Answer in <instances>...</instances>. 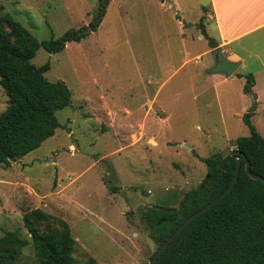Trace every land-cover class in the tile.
Masks as SVG:
<instances>
[{"label": "rangeland", "instance_id": "obj_1", "mask_svg": "<svg viewBox=\"0 0 264 264\" xmlns=\"http://www.w3.org/2000/svg\"><path fill=\"white\" fill-rule=\"evenodd\" d=\"M101 4L0 0V14L40 42L87 25ZM203 5L207 0H107L95 31L59 52L38 48L31 63H49L44 76L64 81L70 104L56 111L51 137L0 165V236L28 238L23 215L39 208L67 222L72 264H146L158 243L145 212L177 208L206 177L202 158L228 155L237 137L249 135L242 109L254 111L255 103L239 74L256 81L252 96L260 102L251 122L264 137V70L254 74L264 68V41H244L243 66L218 80L201 53L210 49L200 37L199 23H211ZM6 105L0 86V112ZM15 264H38L30 242Z\"/></svg>", "mask_w": 264, "mask_h": 264}, {"label": "trees", "instance_id": "obj_2", "mask_svg": "<svg viewBox=\"0 0 264 264\" xmlns=\"http://www.w3.org/2000/svg\"><path fill=\"white\" fill-rule=\"evenodd\" d=\"M103 14L99 10L87 25L40 42L13 16L0 14V86L7 95V105L0 112V165L9 166L51 137L59 126L56 111L70 104L71 92L64 81H49L44 76L49 63H31L38 48L49 53L63 50L67 42L80 41L95 31ZM244 78L243 91L252 95V73ZM252 115L253 110L242 115L249 135L237 137L230 154L202 158L206 177L184 194L177 208L157 206L145 212L157 249L189 215L227 188L236 158L244 156L250 171L264 178V137L252 124ZM244 164L232 189L192 219L154 264H264V183L251 178ZM43 223L48 226L40 229ZM23 224L28 238L14 231L0 236V264H15L19 249L29 242L38 264H72L75 240L66 221L34 208L23 215Z\"/></svg>", "mask_w": 264, "mask_h": 264}, {"label": "crops", "instance_id": "obj_3", "mask_svg": "<svg viewBox=\"0 0 264 264\" xmlns=\"http://www.w3.org/2000/svg\"><path fill=\"white\" fill-rule=\"evenodd\" d=\"M207 3L208 6L203 5L202 9H206L211 23L204 29L217 42V45L222 49V53L229 60L238 61L240 63L239 67L243 66V58L240 54L245 51L246 45L243 42L251 40L255 44L257 40L264 41V0H207ZM203 13L205 12L203 11ZM201 53L210 56L205 68L212 67L214 64V51L210 48ZM186 61L187 59H184L183 63ZM262 70H264L263 67L255 70L254 74L263 73ZM235 73H237V70ZM245 74L247 73L239 74V76L244 78ZM217 76L218 80H226L230 77L223 74ZM255 83L254 80L252 89ZM248 98L251 105L253 102L255 103L254 114L260 100L257 95H249ZM250 109L245 105L242 109L243 114Z\"/></svg>", "mask_w": 264, "mask_h": 264}, {"label": "water", "instance_id": "obj_4", "mask_svg": "<svg viewBox=\"0 0 264 264\" xmlns=\"http://www.w3.org/2000/svg\"><path fill=\"white\" fill-rule=\"evenodd\" d=\"M107 2V0H102L101 4V11L104 10V5ZM200 37L205 38L208 41V46L214 51V64L212 67L208 68L206 72L212 73V74H223L224 76L228 77L236 72L238 69L240 63L238 61H233L229 60L223 53L222 49L220 46L217 45V42L208 35L206 30L204 29V26L201 25L200 28ZM233 154L229 156V160H231ZM242 161H245L244 164V169L246 173L253 179L260 180L264 183V178L260 175H257L253 172L250 171V165L248 160L244 156H240L236 158V167L234 171V175L232 178V181L230 184L227 186V188L222 191L219 195H217L214 199H212L210 202H208L206 205L201 207L200 209L196 210L193 212L191 215H189L172 233L171 235L159 246V248L155 251L154 255L152 258L148 261L147 264H154L161 253L164 251V249L168 246V244L171 242V240L196 216L202 214L204 211H206L209 207L213 206L219 199H221L223 196H225L234 186L239 169H240V164ZM168 209V208H165Z\"/></svg>", "mask_w": 264, "mask_h": 264}]
</instances>
